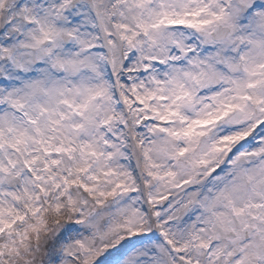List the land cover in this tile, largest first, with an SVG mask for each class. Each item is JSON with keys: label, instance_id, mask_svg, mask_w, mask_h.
<instances>
[{"label": "snow or ice", "instance_id": "obj_1", "mask_svg": "<svg viewBox=\"0 0 264 264\" xmlns=\"http://www.w3.org/2000/svg\"><path fill=\"white\" fill-rule=\"evenodd\" d=\"M0 264H264V0H0Z\"/></svg>", "mask_w": 264, "mask_h": 264}]
</instances>
